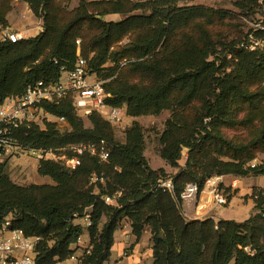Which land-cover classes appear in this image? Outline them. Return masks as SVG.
<instances>
[{"label": "trees", "instance_id": "obj_1", "mask_svg": "<svg viewBox=\"0 0 264 264\" xmlns=\"http://www.w3.org/2000/svg\"><path fill=\"white\" fill-rule=\"evenodd\" d=\"M13 1L0 0L1 28H9ZM20 1L43 20V32L0 43V104L22 97L38 82L56 84L79 56L100 78L119 71L104 86L111 95L106 103L126 108L131 118L169 111L160 155L176 172L150 167L138 122L120 142L118 127L98 112L88 116L92 127L86 128L71 96L60 104L44 103L41 108L53 118L64 117L70 131L60 132L55 124L45 130L22 127L18 139L23 153L93 145L105 146L109 160L85 154L74 171L40 161L38 175L54 183L42 186L14 183L0 164V226L11 219L27 236L42 238L37 264L67 260L83 235L92 250L81 264H108L115 234L125 221L136 241L150 228L152 264H264L263 193L255 190L260 195L256 213L245 222L189 221L179 205L188 184L203 188L215 175L264 174V164L247 167L264 154V51L240 48L245 23L221 11L188 6L194 0L82 1L73 10L68 9L72 0ZM236 7L252 20L264 15V0H242ZM112 15L124 19L108 21ZM238 28L239 42L228 41L227 34ZM107 64L112 67L104 68ZM184 152L188 156L182 167ZM94 176H103L105 184L92 183ZM166 180L173 181V192L157 188ZM116 192L122 197L115 204L102 200ZM88 208L92 225L85 230L80 219Z\"/></svg>", "mask_w": 264, "mask_h": 264}, {"label": "built area", "instance_id": "obj_2", "mask_svg": "<svg viewBox=\"0 0 264 264\" xmlns=\"http://www.w3.org/2000/svg\"><path fill=\"white\" fill-rule=\"evenodd\" d=\"M244 21L248 30L245 32L240 48L249 53L263 52L264 15H259L253 20L244 19ZM23 39L25 37L20 32L11 28L0 27V43H17ZM90 74L88 61L79 56L74 68L70 71L64 70L62 77L56 84L38 82L28 87L22 97H10L0 104V156L21 155L23 153L21 150L24 147L18 139L20 129L31 125L42 126L46 121H50L53 117L41 108L42 104H60L70 96L73 99L75 112L79 116L82 112L85 117L98 112L113 126L123 128L126 109L109 106L106 100L111 95L106 92L104 83L99 80H91ZM56 119L60 123H67L64 117ZM28 151L38 161L61 163L71 171L76 170L81 165V157L85 154L95 156L104 163L109 160V151L105 146H101L99 149L93 145L71 146L68 151L72 156L69 157L59 154L63 150H60L61 152L53 149H30ZM263 164L264 160L257 157L247 167L255 170ZM260 176L264 179V174ZM242 179V177L215 175L206 180L203 188L198 184L186 185L179 197L183 216L190 220L189 211L204 192L212 195L217 205L226 206L229 204V194L225 185L228 183L231 190H236L239 181ZM97 182L105 184V178L94 176L92 183ZM157 188L173 192L174 183L172 180H166L158 184ZM255 190L264 194V185ZM255 190L251 195L254 203L260 196ZM121 197L122 192H116L113 197H103L102 200L110 205L115 204V201ZM90 211V208L86 209L80 219L85 230L92 225ZM41 242L42 238L29 237L23 230L14 228L11 219L5 220L0 226V264H37L36 251ZM73 249L75 253L59 264H71L72 261L81 264L82 259L92 250V245L89 239L83 235L79 237Z\"/></svg>", "mask_w": 264, "mask_h": 264}, {"label": "rangeland", "instance_id": "obj_3", "mask_svg": "<svg viewBox=\"0 0 264 264\" xmlns=\"http://www.w3.org/2000/svg\"><path fill=\"white\" fill-rule=\"evenodd\" d=\"M82 1L85 2H94V1H100V0H72L70 1L68 5L69 10H73L77 7H79L80 3ZM242 0H194L188 4V6H197V7H205L209 9H213L216 11H221L224 13H227V15L234 16L236 18H240L242 22L245 23L244 19L252 20L251 18H254V16L247 15L244 13L242 15L241 11L236 7V4L239 3ZM121 19H124L123 16L120 15H112L108 16V21H119ZM7 21L9 28L16 30L23 34L25 39L36 37L41 32H43V20L40 17H37L33 14L30 7L20 0H14L12 2V9L7 15ZM238 32L233 35H228V41L231 40H237L239 42L241 37V34L239 32L241 28H238ZM244 34L248 30L247 25L245 24L244 28ZM231 58V57H230ZM229 58V59H230ZM112 67L111 64L105 65L104 68H110ZM119 75V71L112 77L109 78H100L97 76V74L91 73L90 79L91 80H99L104 83V86L117 78ZM106 88V87H105ZM126 109V108H124ZM171 116V113L169 111H165L162 114L158 116H142L139 118H131L127 114L126 110V116L124 118V124L123 128H116V139L120 142H125L126 139V131L130 129L134 122H138L139 125L144 129V135H145V157L148 160V163L151 168L153 169H159L162 168L166 162L161 158L160 150H161V144H160V137L165 130L166 122L169 120ZM81 118L84 121L86 128H91L92 124L89 121L88 117L84 116V113H81ZM104 118V117H103ZM47 123H44L43 130L47 128V124H55L56 128L60 132H68L70 131V126L68 122L66 124L58 122L56 118H51L50 121H46ZM125 128V129H124ZM68 147L58 149V151L63 150L59 154L66 155L67 157L70 156V152L68 151ZM188 156V155H187ZM258 157L262 158L264 160V154H259ZM40 161L36 159L35 156L31 152H24L20 156H7L2 155L0 156V164H4L6 166L7 174L9 175L10 179L20 185V186H30V185H54L53 181L48 177H41L37 173L38 164ZM64 166V165H63ZM168 169L171 167L167 164L165 165ZM65 167V166H64ZM169 172L175 171V169L172 168V170H168ZM173 173V172H172ZM171 173V174H172ZM264 179L261 176H249L248 178L245 177L244 182L245 184H251L252 186L258 185L263 183ZM255 204V203H254ZM124 226L122 224L121 228ZM119 231L116 232V236L118 235ZM151 234V232H150ZM139 244V245H138ZM264 244V240H263ZM145 246V247H143ZM143 247L141 250V254L146 253L144 256L146 263L153 262V254L151 258L149 257L148 251L149 248L152 249V243H151V235H150V241L148 240V236L141 238L140 241H136V237L132 236L131 239L128 240L125 252L128 256L135 254L138 252V250ZM147 251V252H146ZM71 264H76V262L72 261ZM110 264V263H108Z\"/></svg>", "mask_w": 264, "mask_h": 264}, {"label": "crops", "instance_id": "obj_4", "mask_svg": "<svg viewBox=\"0 0 264 264\" xmlns=\"http://www.w3.org/2000/svg\"><path fill=\"white\" fill-rule=\"evenodd\" d=\"M187 155L188 152H184L183 159L180 162L182 167L186 166ZM165 165L166 164H164L162 168L168 173L176 172V170L169 172L168 170H172V168L168 169ZM244 179L245 178L239 181L238 188L236 190H231L228 183L225 185V189L229 194V204L226 206L217 205L215 203L214 197L208 192L201 194L197 203L189 211V215L191 217L189 221H205L208 219H213L216 222L228 220L245 222L255 215V204L251 199V195L255 189L264 185V181L262 185L258 184L252 186L251 184H245ZM123 224L124 226L118 230V235L116 236L115 234V245L112 249V259L110 264H145V262H147L144 257L146 253L141 254V250L145 246L141 247L138 252L130 256H128L125 252L127 242L132 238L133 235L131 225L127 221H125ZM150 232V228H146L143 235L144 237L148 236L149 241ZM149 250L150 251H148V253H150L148 255L151 258L153 250L151 248H149ZM77 253L79 254V252ZM146 264H152V262H148Z\"/></svg>", "mask_w": 264, "mask_h": 264}]
</instances>
